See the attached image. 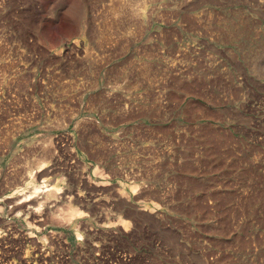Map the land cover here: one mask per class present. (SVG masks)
I'll return each mask as SVG.
<instances>
[{
	"label": "rangeland",
	"instance_id": "374dc122",
	"mask_svg": "<svg viewBox=\"0 0 264 264\" xmlns=\"http://www.w3.org/2000/svg\"><path fill=\"white\" fill-rule=\"evenodd\" d=\"M0 264H264V0H0Z\"/></svg>",
	"mask_w": 264,
	"mask_h": 264
}]
</instances>
